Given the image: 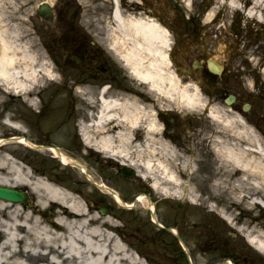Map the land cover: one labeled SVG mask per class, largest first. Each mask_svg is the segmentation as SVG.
I'll return each mask as SVG.
<instances>
[{
  "label": "bare ground",
  "instance_id": "bare-ground-1",
  "mask_svg": "<svg viewBox=\"0 0 264 264\" xmlns=\"http://www.w3.org/2000/svg\"><path fill=\"white\" fill-rule=\"evenodd\" d=\"M112 1L110 11L112 25L107 26L110 34L108 44L119 55L124 65L131 69L133 75L147 82L155 93L165 95L178 107L183 106L180 103L189 107L202 106L203 100L198 93L190 92L187 84H180L174 73L166 71L167 74L162 79L156 75L162 70L157 68L160 63L167 61L166 49L170 43L167 31L149 18H134L130 14H124L119 1ZM185 1L190 4V0ZM247 2L249 4L244 5ZM220 10L224 18L222 17L217 28L223 25L225 28L228 27L229 22L225 15L229 11L239 14L244 12L248 21L253 20L264 26V0H211L204 19L211 20ZM4 14V7L0 3V81L10 90L32 89L34 84L41 81V76L52 77L54 73L46 59L38 58L29 51L26 43H20L14 38L17 34L5 22ZM149 33H154V36H150ZM245 33L246 30L239 31V34L233 38L238 50L231 61L235 67H238L245 90L251 96H256L258 86L264 84V42L254 43L245 37ZM153 41L158 42L162 50L155 47ZM142 52L151 57L146 67L141 64ZM258 68L262 80L260 84L255 77ZM40 72L43 74L40 75ZM163 82L167 85L162 84ZM99 98L100 109L93 116L95 121L90 125L100 127L103 123L109 125L114 122L113 127L117 130L111 136L107 134L92 140L94 146L104 151L108 157H114L121 163L135 168L142 176H147L164 194L179 195L182 191L181 197L184 196L186 200L199 205L202 201L195 194L200 193L202 187L208 189L209 197L221 199L223 204L231 200L236 203L246 200L248 204L259 202L264 205V197L257 195L264 194V143L261 142L254 128L246 134L247 128L236 130L230 126L232 122L244 124L241 125L244 127L249 124L243 121L239 113L224 124L233 134L245 137L247 144L243 145L240 139L235 145L226 141H222L218 146L213 144V149L220 160L217 172L212 177V170L208 168L206 175L200 174L198 181H192L188 175L192 174L190 168L192 170L193 166L191 164L187 166L186 161L178 164L180 177L177 167L172 163L175 160L173 156L175 151L165 142L147 138L143 150L140 144L135 142L133 146L136 157H131L129 149L134 138H131L128 127L136 126L145 118L149 127L153 128L152 114H149L150 118H146L143 108L132 100L119 102L114 98L107 99L102 96ZM208 114L215 120H222L221 115L212 108L209 109ZM87 140L91 141V139ZM156 145L161 148V156L158 159L151 157ZM63 161L66 162L65 157ZM3 164L6 171L2 176L0 175L2 183H20L29 186L32 192L38 194L37 203L44 207L53 204L56 208L50 222L43 223L42 220L39 221L43 218L42 210L40 212L36 209L31 210L33 214L26 212L19 218L21 216L19 214L24 211H20L19 204L0 199V207L14 206V210L8 212L10 220L0 221V233L3 235L0 240V264H146L141 257L133 255V252L125 246L123 236L118 233L114 235L107 228L108 224H117L116 220L111 217L101 218L92 213L80 196L65 189L63 185H57L54 181H48L40 175L37 177L31 175L24 166L15 164L7 155L3 158ZM182 173H186L185 179H182ZM233 175L237 177H230ZM246 186L250 189H246ZM40 189L45 192V196L43 193L41 195ZM251 189H253L252 194H250ZM251 196L252 200H247ZM43 197L50 199V203L48 200L46 203ZM138 197L144 202L142 196ZM210 209L213 210V207ZM214 209L218 210L223 219L232 221L224 210L215 207ZM29 217L35 218L34 223L30 225L27 223ZM116 228L118 230L119 227ZM247 240L264 252V237L261 234L248 236ZM19 243L23 253L16 248Z\"/></svg>",
  "mask_w": 264,
  "mask_h": 264
},
{
  "label": "rangeland",
  "instance_id": "rangeland-1",
  "mask_svg": "<svg viewBox=\"0 0 264 264\" xmlns=\"http://www.w3.org/2000/svg\"><path fill=\"white\" fill-rule=\"evenodd\" d=\"M52 4V18L49 20L41 19L35 13V8L41 0H0V3L4 7V17L5 22L8 23L9 27H12L17 36L16 40L20 43L24 42L27 45V48L31 53L37 55L40 59H46L50 68L54 73V76L46 77V85L48 92L55 91L52 87L56 85H61L63 93L60 95L49 96V107L67 106L73 105L76 103L78 105L80 101L85 100L88 104L92 100L91 98L86 97L82 98L80 95L73 91L74 78L72 76L73 63L69 60L68 53L73 52L75 48H81L84 45L88 38L100 40L109 39V33L107 26L112 25L111 23V0H49ZM204 6L199 7L195 6L200 11L204 9L207 5L206 0L203 2ZM248 5L249 2L244 5ZM243 5V4H242ZM243 5V6H244ZM223 8V7H222ZM128 9L125 8L124 14H128ZM127 11V12H126ZM222 10H220L221 12ZM225 13V12H224ZM220 16V15H219ZM220 17H223L221 15ZM224 18V17H223ZM225 18L229 23L231 32H235L237 36L239 31H245V37L251 40L252 42H264V26L256 21H248L244 12L241 14L237 12L229 11ZM219 20V19H218ZM249 22V23H247ZM255 22V23H254ZM247 23V24H246ZM150 36H154V33H149ZM234 36V37H235ZM230 45L233 44V38H229ZM171 38V37H170ZM153 45L158 47L159 50H162L161 45L153 41ZM229 51L232 53V56L238 50L235 42V46L228 47ZM213 54L218 53V50H214L212 47ZM168 51V48L166 49ZM141 55V64L144 67L147 66V62L151 60V57L146 55V53ZM220 59H225L224 53L221 52ZM152 58L154 57L151 55ZM156 56V55H155ZM155 58V57H154ZM169 61L160 63L159 68H162L161 72L157 77L164 78L166 76L167 69H170ZM168 66V67H167ZM41 74V72H40ZM256 79L259 82H262L260 79V68H258L257 74L255 75ZM237 83V81L235 82ZM162 84L167 85L165 82ZM260 84V83H259ZM258 84V85H259ZM238 88L242 95H246L247 98L241 96L240 101H238L240 107L248 101H252L253 113H249L253 122L258 126V134L261 142L264 143V84L258 86V91L256 96H249L248 91L244 88V83L242 79L237 83ZM69 91V92H67ZM84 95H88L84 93ZM164 98H162L163 100ZM211 108L215 112L221 115L222 120H215L209 116V110L201 108L198 105L192 106L196 107L199 110L193 111L195 119H204L205 122H208L209 128L205 136L200 137L196 141L201 144V147L192 146L191 148H185L181 150L183 157L190 158L187 160V164H191L192 173L190 179L196 181L200 174L206 175L207 169H211L212 177L217 172V166L219 163V156L214 153L213 144L218 146L222 141L230 142L232 145H235L239 142V139L242 141V144H247V139L242 137L240 134H233L231 131L227 130L226 123L228 119L238 115L237 109H231V107L222 100H216L214 102H209ZM183 107L187 105L180 103ZM149 108V107H148ZM208 108V107H207ZM210 109V108H209ZM81 111L80 109H78ZM75 110V112H78ZM83 110V109H82ZM236 110V111H234ZM74 111V110H72ZM69 110V112H72ZM207 112V114H206ZM150 113L147 112L146 115ZM252 122V121H251ZM248 122L249 124L244 127L236 122H232L230 125L233 129L240 130L241 128L245 129V133L250 129H253V123ZM255 129V128H254ZM137 142L134 140L131 144V157H136V151L133 144ZM140 148L143 150L144 142L139 139ZM205 142V143H204ZM133 146V147H132ZM160 150V148H158ZM190 150V152L188 151ZM197 150V151H196ZM107 159L106 157H103ZM101 157L100 162L104 164H120L119 160L107 159L103 160ZM75 160L78 159L75 157ZM177 161V159H176ZM26 164L30 163L25 161ZM178 164L181 161L177 162ZM50 172L48 174H41L42 177L53 178L58 184H62L67 187L70 191L77 196L86 200V203H92L94 208L96 204H105L108 207V214L112 216L114 220L117 221L120 225V232L124 235L123 243L127 246L133 255L138 254L141 257L142 261L146 264H187L186 256L183 252V248L176 242L175 237L171 233H164L160 230H157L155 225L151 223L149 219V214L145 211L144 207L140 203L136 204L133 209L123 208L121 206L112 204L109 202L107 196L100 194L97 190L91 188L89 184H86L82 179V174L79 173L72 166H64L56 161H49ZM188 166V165H187ZM186 166V167H187ZM105 168L103 167V170ZM210 170V171H211ZM4 171V170H2ZM33 175V174H31ZM34 176V175H33ZM186 176V173H185ZM189 176V175H188ZM230 177H237L236 175ZM56 178V179H55ZM103 181L107 184L108 177L107 174L103 176ZM117 185L119 186V192L121 193L123 199L126 201L133 198L136 194L135 191L140 190L142 187L137 185L133 177H124L120 175L116 180ZM111 184V183H110ZM65 187V188H66ZM141 187V188H140ZM140 188V189H139ZM138 189V190H137ZM201 191L198 194H195L202 203L193 204L192 201L186 200L182 195H173L167 197H156V207L155 212L159 214L160 220H163L165 223L170 222L175 226L178 233L183 237L184 242L188 248V254L191 255L194 264H214L215 262L221 261L224 256H234L237 252L248 251L251 255L260 256L264 261V253L258 251L256 248L252 247L246 237L254 236L256 234H261L264 237V207L259 203L253 202L252 204L246 203V200H242L240 203L226 202L225 204L221 203V199L213 198L207 199L209 197L208 189L200 188ZM246 189H250L246 186ZM28 194L32 199H36V204L33 208H30L27 205H21L20 211H23L19 218L23 217L24 213H29L31 210H42L44 209L43 218H40L43 223H49L53 218L54 206L45 205L42 206L37 203L38 194L37 192H32L31 188H27ZM41 195L45 196V192L40 189ZM159 193V192H158ZM253 193V189L250 190V194ZM264 197V194H257ZM253 196V195H252ZM252 196L247 200H252ZM45 202L50 203V199L43 197ZM199 200V201H200ZM91 205V204H90ZM13 205H7L6 207H0V221L10 220L8 212L13 211ZM210 207L220 208L224 210L231 217V222L228 223L222 217H220L218 210L212 211L209 210ZM52 211V212H51ZM103 218V215H100L98 211H91ZM32 213V212H31ZM33 214V213H32ZM39 216V215H38ZM35 218L29 217L27 223L30 225L34 223ZM24 232V230H22ZM3 235L0 233V239ZM16 248L22 250L20 243Z\"/></svg>",
  "mask_w": 264,
  "mask_h": 264
},
{
  "label": "flooded vegetation",
  "instance_id": "flooded-vegetation-1",
  "mask_svg": "<svg viewBox=\"0 0 264 264\" xmlns=\"http://www.w3.org/2000/svg\"><path fill=\"white\" fill-rule=\"evenodd\" d=\"M132 10L141 9L153 15L154 19L163 24L171 36L170 57L173 70L180 84H187L190 92L196 91L205 103L209 101L231 98V106L241 109L238 101L242 95L237 86L238 67L231 61V52H228L230 41L229 32L223 25L218 27L223 13L218 12L211 20L204 19L211 0L201 11L195 6H204L205 0H121ZM220 15V16H219ZM218 19L220 20L218 22ZM222 42V43H221ZM81 48L73 50L79 61H73L76 72L77 91L89 92L92 102L79 103L67 107H49L48 91L46 86H34L30 90H9L0 82V175L3 168L4 152L9 151L14 160L29 169L32 174H49L50 164L55 157L51 147H64L84 163V171L94 177L95 181H102L107 174L108 183L116 185L120 172L115 165L99 162L100 152L89 144L90 137L97 139L100 136H110L117 130L113 123L101 124L100 127H90L91 114L99 111V97L116 95L119 98L135 97L138 102L150 106L156 112L155 131L149 132L146 123L134 129L132 136L143 139L150 133L162 138L169 147L179 154L177 160H182L181 150L199 146L200 137H206L209 125L204 119L194 115L192 110H178L177 105L166 102L148 89L142 79L127 69L119 56L111 48H102L98 41L86 40ZM221 45L220 52L226 58L218 60L213 54ZM219 72H214L213 69ZM237 81V83H235ZM62 90L52 92L51 95L61 94ZM251 96L250 94H248ZM35 105H31V101ZM207 105V104H206ZM67 109L78 112H64ZM83 109V110H82ZM252 103L244 113H253ZM247 118V117H246ZM205 143V142H204ZM190 152V150H188ZM189 159V158H188ZM25 161L29 162L26 164ZM103 167L105 168L103 170ZM4 170V171H2ZM90 172V173H89ZM83 173V172H82ZM83 176L89 182L86 174ZM92 173V174H91ZM151 181H147L145 190L151 198L158 197L152 190ZM236 264H253L246 256L233 257Z\"/></svg>",
  "mask_w": 264,
  "mask_h": 264
},
{
  "label": "water",
  "instance_id": "water-1",
  "mask_svg": "<svg viewBox=\"0 0 264 264\" xmlns=\"http://www.w3.org/2000/svg\"><path fill=\"white\" fill-rule=\"evenodd\" d=\"M39 8H37L38 15L43 16L44 18H49L50 15V6L47 2H41L39 4ZM0 198H3L5 200H10L14 202H25L28 201V198L26 197L25 192H23L20 189H14L11 187H5L0 185ZM189 264H192L189 261Z\"/></svg>",
  "mask_w": 264,
  "mask_h": 264
}]
</instances>
